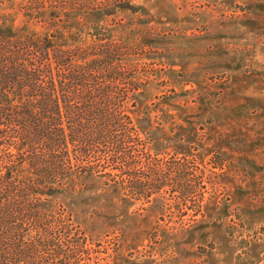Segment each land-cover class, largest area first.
Returning <instances> with one entry per match:
<instances>
[{
	"label": "rangeland",
	"instance_id": "1",
	"mask_svg": "<svg viewBox=\"0 0 264 264\" xmlns=\"http://www.w3.org/2000/svg\"><path fill=\"white\" fill-rule=\"evenodd\" d=\"M93 1L107 7L77 15ZM129 1L0 0V23L21 35L73 45L92 40L93 22L146 46L157 77L130 115L153 157L199 168L185 196L174 184L148 200L93 175L81 194L51 198L72 243L87 240L73 264H264V0Z\"/></svg>",
	"mask_w": 264,
	"mask_h": 264
},
{
	"label": "trees",
	"instance_id": "2",
	"mask_svg": "<svg viewBox=\"0 0 264 264\" xmlns=\"http://www.w3.org/2000/svg\"><path fill=\"white\" fill-rule=\"evenodd\" d=\"M87 3L93 8L79 4L78 16L107 7ZM60 13H50L54 23L63 21ZM83 27L93 30L91 41L63 45L57 32L21 35L0 23V264L78 261L87 240L82 233L73 244L66 211L47 204L91 188L93 175L148 200L174 184L183 196L194 189L189 170H199L196 162L153 157L130 115L135 96L157 77L151 52L93 22Z\"/></svg>",
	"mask_w": 264,
	"mask_h": 264
}]
</instances>
